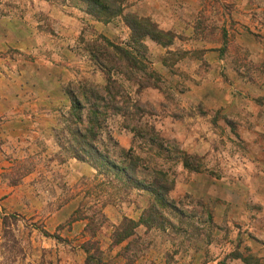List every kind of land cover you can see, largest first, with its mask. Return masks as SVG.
<instances>
[{"label":"rangeland","instance_id":"374dc122","mask_svg":"<svg viewBox=\"0 0 264 264\" xmlns=\"http://www.w3.org/2000/svg\"><path fill=\"white\" fill-rule=\"evenodd\" d=\"M116 6L0 0V264H264V0ZM130 16L155 39L134 43ZM102 38L140 65L109 72L119 95L85 142L118 174L72 155L67 90L105 85Z\"/></svg>","mask_w":264,"mask_h":264},{"label":"trees","instance_id":"16d2710c","mask_svg":"<svg viewBox=\"0 0 264 264\" xmlns=\"http://www.w3.org/2000/svg\"><path fill=\"white\" fill-rule=\"evenodd\" d=\"M79 2H82L85 4V9L88 14H91L95 18L98 19H109L110 17L119 14L120 13V7L116 6L117 0H78ZM131 30L132 34V40L134 43H137V45L141 44L142 41L140 38L145 37L147 35L152 36L155 39V36H153L152 33L155 31L150 26V22L146 19H141L138 17L130 16L128 18V24H127ZM105 44H107L109 47H111L112 51L110 52L109 49H106L104 47H94L92 46L90 57H92L98 64L100 61H104L107 63V66L103 65V68L106 70V74L108 75V79L103 87L100 88H92L88 85L86 86H77V93L74 91L68 89L67 93L71 100V112L70 115L73 118L74 121V136L78 138L80 142V147L78 148L77 152H75L73 157L83 160L85 156L91 157L88 158L89 161H93L92 165L96 168L101 169V165L108 166L110 169L113 168V170H116V174L118 172L122 173V170H120V167L116 166L110 158L106 155H102L96 147H90L88 144H85L86 141H89V139H93L96 137V128H99L102 124V118L103 121L106 118L105 111L100 112V109H105L108 107L109 104H112V101L115 100L114 96L116 97L119 95L118 88L113 87L114 81L109 77L111 70L115 67H118V71L122 73V75H127L128 73H132L133 70H138L140 65L138 63V60L136 56H134L133 53L129 52V50H126L119 47L116 44H113L109 40H106L102 38ZM113 64V65H112ZM115 65V66H114ZM114 66V67H113ZM110 67V68H107ZM124 67V69H122ZM129 69V72H128ZM129 75V74H128ZM103 94V95H102ZM107 98V99H106ZM92 102V110L90 113H88V116H86L85 124L82 121L81 117V111H82V102ZM96 101H100L102 105L98 106ZM87 143V142H86ZM85 144V146H83ZM95 155V156H94ZM93 159V160H92ZM101 163V164H100ZM126 180L129 181V183H134L133 186L143 188L144 185H146L147 182H143V184H139L135 177H128L126 176ZM136 182V183H135ZM158 181L151 182L149 185L148 191L152 193V198L155 200L154 204H161L164 202V197L160 195L161 189L159 188ZM126 188V186H125ZM168 190V189H167ZM125 222V221H124ZM127 223H130V220H126ZM147 223V220L144 219V217L140 216L139 223ZM128 233L121 237V240L127 237Z\"/></svg>","mask_w":264,"mask_h":264},{"label":"crops","instance_id":"0c3cea01","mask_svg":"<svg viewBox=\"0 0 264 264\" xmlns=\"http://www.w3.org/2000/svg\"><path fill=\"white\" fill-rule=\"evenodd\" d=\"M0 102H1V99H0ZM1 134H3V132L1 131Z\"/></svg>","mask_w":264,"mask_h":264}]
</instances>
